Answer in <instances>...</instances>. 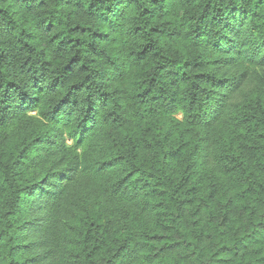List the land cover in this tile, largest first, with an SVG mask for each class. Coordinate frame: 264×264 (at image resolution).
<instances>
[{
  "label": "trees",
  "instance_id": "16d2710c",
  "mask_svg": "<svg viewBox=\"0 0 264 264\" xmlns=\"http://www.w3.org/2000/svg\"><path fill=\"white\" fill-rule=\"evenodd\" d=\"M0 264H264V0H0Z\"/></svg>",
  "mask_w": 264,
  "mask_h": 264
}]
</instances>
